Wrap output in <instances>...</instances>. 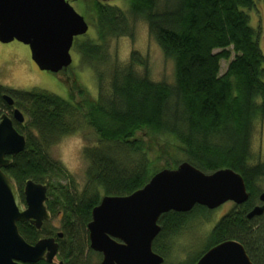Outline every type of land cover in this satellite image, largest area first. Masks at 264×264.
<instances>
[{"label": "trees", "instance_id": "obj_1", "mask_svg": "<svg viewBox=\"0 0 264 264\" xmlns=\"http://www.w3.org/2000/svg\"><path fill=\"white\" fill-rule=\"evenodd\" d=\"M82 1L92 30L76 38L74 47L81 64L95 72L98 99L89 96L71 67L55 74L68 87L70 100L44 90L0 85V120L13 110L5 95L27 118L24 124L14 121L26 137L25 150L3 171L22 201L27 181L47 186L51 221L61 218L63 264H98L102 257L91 250L87 230L92 210L103 196L131 195L159 171L177 168L182 159L177 153L207 174L234 170L249 193L246 203L234 205L212 228L198 259L233 240L244 246L254 264H264V214L247 218L259 202L257 182L264 176V163L248 167L253 127L264 118V55L244 11L254 7V0H128L127 10L102 0ZM137 21L146 22L149 36L173 61V85L141 76L137 69L146 68L147 61L137 51L127 64L111 60V42L134 39ZM222 61L229 64L220 75ZM85 127L99 142L84 149L85 188L71 193L67 186L55 185L63 169L49 150ZM212 212L197 205L188 213L162 215L153 250L169 258L175 237L188 221L208 219ZM50 222L41 230L30 223L18 226L25 240L35 244L61 232Z\"/></svg>", "mask_w": 264, "mask_h": 264}, {"label": "water", "instance_id": "obj_2", "mask_svg": "<svg viewBox=\"0 0 264 264\" xmlns=\"http://www.w3.org/2000/svg\"><path fill=\"white\" fill-rule=\"evenodd\" d=\"M89 29L85 17L67 0H0V43L27 45L42 71L58 74L67 70L73 62L75 39ZM4 100L14 106L11 96L5 95ZM14 121L25 123L24 114L17 108L12 116L4 114L0 120V264L51 263L59 252L56 239L30 244L18 226L30 223L40 230L50 220L47 186L27 181L22 201L14 182L3 171L26 147V137L17 131ZM248 200L245 181L234 170L207 174L182 162L175 169L159 171L131 195L103 196L87 226L90 248L102 254L101 264H164L165 258L153 250L162 215L188 213L197 205L209 210L229 202L240 206ZM259 201L261 205L247 214L249 220L264 214V192ZM196 264L254 263L244 246L231 240L209 249Z\"/></svg>", "mask_w": 264, "mask_h": 264}, {"label": "rangeland", "instance_id": "obj_3", "mask_svg": "<svg viewBox=\"0 0 264 264\" xmlns=\"http://www.w3.org/2000/svg\"><path fill=\"white\" fill-rule=\"evenodd\" d=\"M67 1L77 13L86 18L85 3L82 0ZM102 1L123 10H127L129 7L128 0ZM254 4L251 10L244 9V11L249 16L250 26L256 31L259 47L264 55V0H254ZM86 21L91 27L89 18ZM91 30L92 28H90ZM135 51L140 53L144 60L147 61L146 68L137 69L141 76L147 75L151 81L156 83L170 85L175 83L174 63L165 58L158 44L149 36L148 26L144 21L135 23L134 39L128 37L115 39L111 42L109 48L111 60H118L122 64H127L130 61L131 54ZM71 55L73 62L70 67L76 73L78 81L91 98L98 99L99 88L95 72L81 64L80 56L74 46L71 50ZM228 64L226 61L221 62L220 75L225 74ZM0 85L16 91L44 90L65 100H70L68 87L62 82L60 77L40 70L32 60L30 48L18 41L8 44L0 43ZM108 87V84L103 87L105 92ZM5 114L12 116L11 111H6ZM98 142L99 139L95 133L85 127L81 132L66 136L53 145L49 150L50 156L59 162L63 169V172L59 174L60 178L55 180V185L60 183L63 186H67L71 193L82 191L86 186V170L88 167V162L84 157V149L96 145ZM176 158L183 159L184 156L181 153H177ZM182 159L179 160L181 163L184 161ZM261 163H264V118L256 121L253 127L248 167L253 168ZM257 187L261 192H264V176L258 179ZM259 202L257 205H260ZM232 208V203H226L224 206L212 210L213 212L208 219L201 217L188 221L175 237L172 245V256L165 259V262L167 264H179L193 259L198 261V257L204 252V247L212 228ZM50 223L62 232L60 217ZM100 262L101 259L97 261L98 264Z\"/></svg>", "mask_w": 264, "mask_h": 264}, {"label": "flooded vegetation", "instance_id": "obj_4", "mask_svg": "<svg viewBox=\"0 0 264 264\" xmlns=\"http://www.w3.org/2000/svg\"><path fill=\"white\" fill-rule=\"evenodd\" d=\"M12 107V112L14 111V106H11ZM230 203V202H229ZM229 203H227V204H229ZM259 204L261 205V202H259ZM46 205H47V202H46ZM232 205L234 206L235 204H233L232 203ZM224 206V205H223ZM48 208V207H47ZM49 213H50V211H49ZM227 214V213H226ZM50 216H51V213H50ZM224 216V215H223ZM51 219H52V216H51V218H50V220L49 221H46V222H50L51 221ZM45 223V222H44ZM44 223H43V225H44ZM43 227V226H42ZM42 229V228H41ZM40 229V230H41ZM88 230V229H87ZM59 234H62V237H59ZM63 233L62 232H60V233H58V236L57 237H53V236H44V237H42L41 239H44V238H55L56 239V241L58 242V244H59V248H60V240L63 238ZM88 237H89V232H88ZM40 239V240H41ZM59 254H60V250H59V252H58V254L55 256V258L53 259V261L51 262V263H49L48 261H41V262H46L47 264H63V261L60 259V257H59ZM98 254H100V253H98ZM101 255V257H102V254H100ZM200 259V258H199ZM198 259V260H199ZM101 261H102V258H101ZM198 262V261H197ZM196 262V263H197ZM39 263V262H38ZM100 264H101V262H100Z\"/></svg>", "mask_w": 264, "mask_h": 264}]
</instances>
